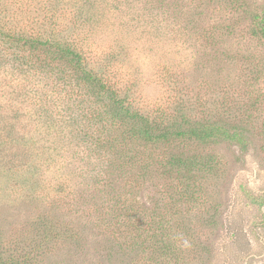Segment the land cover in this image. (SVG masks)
Wrapping results in <instances>:
<instances>
[{"label": "rangeland", "instance_id": "obj_1", "mask_svg": "<svg viewBox=\"0 0 264 264\" xmlns=\"http://www.w3.org/2000/svg\"><path fill=\"white\" fill-rule=\"evenodd\" d=\"M0 4L53 12L135 107L176 114L169 140L115 134L111 146L90 103L84 115L50 74L34 91L49 94L42 105L11 106L18 77L0 82V264H264V0ZM205 125L251 143L177 135Z\"/></svg>", "mask_w": 264, "mask_h": 264}, {"label": "trees", "instance_id": "obj_2", "mask_svg": "<svg viewBox=\"0 0 264 264\" xmlns=\"http://www.w3.org/2000/svg\"><path fill=\"white\" fill-rule=\"evenodd\" d=\"M20 11L25 12L23 8L19 11H11L10 5L0 4V82H4L7 77H18L17 86L13 82L8 86L12 89L11 92H14L11 106L21 102L22 98L29 103L36 101L37 104L42 105L43 98L47 99L49 94H45L47 91L44 93L34 91L50 74L54 87L59 90L66 88L75 94L77 100L73 104L75 107L77 105L84 115L93 112L97 119H100L98 123L102 122L107 129H110L106 134L107 139L104 140L111 146L118 141L115 134L121 135L119 137L122 139L129 136L131 141L169 140L176 135L169 128V124H173L169 121H173L176 114L158 121V117L135 107L130 102L131 97L122 94L119 82L112 77L109 70L99 71L91 66L84 46L75 38V30L70 33L69 27L64 29L58 25L53 12L48 11L41 17L31 14L26 18H20L17 16ZM257 17L260 22L258 30L264 35V11L261 14L256 13L255 18ZM43 55L48 59L46 56L43 58ZM28 69L37 70L34 73L37 80L30 85V89L23 88L22 84L25 81L21 80V78L31 79V72ZM52 91L53 94L57 92L55 88ZM14 96H17L18 100H15ZM87 103H90L88 112L87 107L85 108ZM57 109L62 111L61 108ZM159 124L164 127L160 128ZM214 129H217L214 125H205L201 128L193 127L188 133L179 131L177 135H182V138L194 136L204 142H209L211 139L218 141L221 137L235 144L241 152L247 151L248 143H251L250 136L245 138L244 134L240 135L237 130L224 129L223 134ZM99 132L98 125L95 129L91 127L88 133L85 131L89 140L96 145L104 143L101 142ZM118 150L119 148L115 147L112 153L115 155ZM185 163L194 166L198 164V160L195 158L183 161L177 158L173 165L178 167ZM186 169L191 170V168Z\"/></svg>", "mask_w": 264, "mask_h": 264}]
</instances>
